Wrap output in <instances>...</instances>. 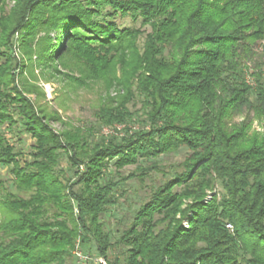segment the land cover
Here are the masks:
<instances>
[{"label": "trees", "instance_id": "obj_1", "mask_svg": "<svg viewBox=\"0 0 264 264\" xmlns=\"http://www.w3.org/2000/svg\"><path fill=\"white\" fill-rule=\"evenodd\" d=\"M11 1L0 0V125L22 124L36 142L23 160L0 131V167L13 177L11 188L0 177V264H75L79 239L108 264H264V130L254 127L264 124V59L247 65L255 47L264 57V0ZM118 16L151 31L120 28ZM52 32H64L58 50ZM60 67L78 70L74 81L116 84L117 96L97 107L98 127L42 104L36 69ZM136 99L140 112L130 108ZM245 111L253 117L236 122ZM140 113L148 126L104 134ZM183 148L181 170L112 242L101 216L119 203L121 183L159 167L120 170Z\"/></svg>", "mask_w": 264, "mask_h": 264}, {"label": "rangeland", "instance_id": "obj_2", "mask_svg": "<svg viewBox=\"0 0 264 264\" xmlns=\"http://www.w3.org/2000/svg\"><path fill=\"white\" fill-rule=\"evenodd\" d=\"M4 2L8 4L9 8L14 6V3L11 0H4ZM103 17L108 19L105 15ZM115 21L120 28H141L145 31V33H149L151 31L150 27L148 26L142 28L141 19L135 21L132 17L118 16L116 17ZM63 34L64 32H52L51 34V36L54 38L59 35L55 42V48L57 50L58 42L60 41V38H63ZM144 39L145 35L140 39L141 45L143 44ZM255 52L256 54L250 60H247V65L253 71L256 66L264 59L262 48L255 47ZM58 70L60 71L59 74L61 75L52 74V72L47 69H36V76L38 77L37 85L40 87V89H42L41 91L43 94L45 93V100L42 101V104H46L47 108L58 112L64 122L84 128H89L92 126L98 127L95 116L97 107L104 98L106 99L107 97L111 98L117 96L118 91L114 87L116 84L109 86L107 83L101 80L93 83L88 81V84L83 83V81L80 79H78V81H74L68 76H72L74 74L76 77H79L78 70L74 73L62 67H60ZM43 75H45L46 78H49L48 82L45 81V76ZM247 79L251 80L249 76ZM85 84L87 85L84 86ZM31 98L34 101L36 100L35 96H31ZM141 106L142 104L140 99H136L130 104L131 110L136 112H140ZM248 115L253 117V113L245 111L243 115L237 116L235 121H242L243 118ZM16 120L19 121V119ZM145 126H148V124L143 121V117L140 113V115L136 117V120L128 125L117 124V126L115 125L114 127L104 128L103 131L105 135L116 133L124 134V131L127 129H129L130 133H133L134 131ZM254 127L264 130L263 122L260 123L258 120L254 121ZM22 129V124L18 125V123H16L14 127H10L8 122L6 124L4 123L2 126L0 125L1 134H4L11 144L16 145L18 149L22 150L24 155L21 157V159L30 160L31 153L34 152L32 148L33 145H35L36 140L30 135V133H26ZM54 129L60 131L62 130V125L56 124L54 125ZM189 154L190 152L183 148L175 153L161 155L157 158H139L138 164L130 165L120 170L121 176L127 177L136 172L138 165L146 167L157 164L159 167L158 171H152L151 173V170H148L149 175H144V179H142V181H140L136 176L134 179L123 181L121 183L118 193L122 194V197L119 203L101 216V221L104 224L106 232L110 235L112 242L116 243V241H118V239L122 236V233L130 226L141 205L150 199L152 191L157 187L162 186L167 180L171 179L174 172L181 170L180 164L189 156ZM61 168L66 171V178H74V172L76 169L70 166V162L65 153L62 155ZM109 171L113 173V176L116 180L120 179L118 174H115L116 167L114 162L110 164ZM0 177L4 181V185L11 188L13 177L6 167H0ZM176 190L179 191L180 188H176ZM221 190V184L216 183L215 189L212 193L214 194L215 192ZM212 193H210L205 199L206 202L212 198ZM183 226L185 228L189 227L187 220H184ZM77 250H81L80 239L77 241L73 251V256H75L73 262L75 264H103L100 262V260L105 261L106 264H108L106 259L102 258L98 254L95 243L91 245L90 250H86L89 251V254L84 253L86 256H88L87 259L79 258L76 254ZM119 251L120 250L118 249L117 252ZM110 254L113 255V252L110 251Z\"/></svg>", "mask_w": 264, "mask_h": 264}, {"label": "built area", "instance_id": "obj_3", "mask_svg": "<svg viewBox=\"0 0 264 264\" xmlns=\"http://www.w3.org/2000/svg\"><path fill=\"white\" fill-rule=\"evenodd\" d=\"M227 228L232 230V229H233V226L230 225V224H228V225H227ZM76 254H77V256H78L79 258H81V259H87V258H88V256H86L81 250H77V253H76ZM100 262L103 263V264H106L105 261H101V260H100Z\"/></svg>", "mask_w": 264, "mask_h": 264}]
</instances>
